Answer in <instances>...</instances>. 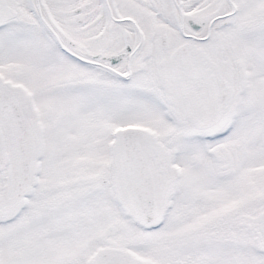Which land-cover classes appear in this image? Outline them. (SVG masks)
<instances>
[{
  "label": "snow or ice",
  "instance_id": "obj_1",
  "mask_svg": "<svg viewBox=\"0 0 264 264\" xmlns=\"http://www.w3.org/2000/svg\"><path fill=\"white\" fill-rule=\"evenodd\" d=\"M0 264H264V0H0Z\"/></svg>",
  "mask_w": 264,
  "mask_h": 264
}]
</instances>
